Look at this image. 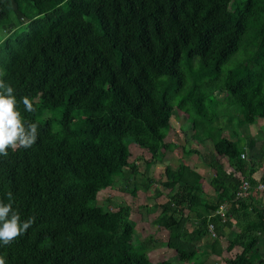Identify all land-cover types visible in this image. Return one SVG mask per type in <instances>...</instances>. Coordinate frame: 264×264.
<instances>
[{"label": "trees", "instance_id": "1", "mask_svg": "<svg viewBox=\"0 0 264 264\" xmlns=\"http://www.w3.org/2000/svg\"><path fill=\"white\" fill-rule=\"evenodd\" d=\"M231 2L0 0V69L17 101L33 104L27 112L19 103L22 116L39 125L31 148L0 156V200L12 192L21 219L35 218L0 245L6 264H151L154 241L136 247L131 207L99 206L98 196L122 179L134 181L135 197L151 188L174 112L188 115L195 140L201 133L213 146L203 163L217 200L206 198L196 168L166 167L169 192L154 223L168 233V249L180 264H264V203L255 194L264 187V137L250 131L264 120V0ZM213 90L234 106L236 124L211 106ZM49 110L61 117L46 119ZM131 145L152 155L142 175ZM244 182L248 197L236 200ZM236 226L225 247V229Z\"/></svg>", "mask_w": 264, "mask_h": 264}, {"label": "rangeland", "instance_id": "2", "mask_svg": "<svg viewBox=\"0 0 264 264\" xmlns=\"http://www.w3.org/2000/svg\"><path fill=\"white\" fill-rule=\"evenodd\" d=\"M241 0H232L231 9L235 8L240 4ZM238 56H235L228 64L225 65L224 70H227L233 64H236ZM210 100L213 101L211 106L217 110H224L225 115L235 116L234 114V106L229 104L227 100L223 98H227L222 95L217 90H213L211 92ZM232 113V115L230 114ZM46 119L56 120L61 117V112L58 110H49L45 112ZM78 116H84L82 114ZM235 124L237 122L238 116L234 117ZM222 123H226V117H222ZM260 123V120H258ZM264 120L261 122L263 123ZM173 132L168 133V142L170 143L169 151L164 155L163 161L158 162L150 172V175L155 180V183L151 186L150 189H145V187L137 188L138 193L137 196H133L131 191L135 188L134 181L128 186V182L125 180L118 181L114 186L108 188L107 190L101 192L98 196L99 203L98 205H103L104 202L109 200V204L111 203L113 207H118L120 205H129L132 209L133 215L131 216L132 222L136 225V236L134 237V241L137 244L136 247L139 249L140 246H143L144 241L146 239H153V243L151 244V250L148 252L149 255V263L157 264L163 261H168L171 264H180L178 263L177 255L174 251H171L167 247V239L168 233L166 231L158 229L155 225L154 220L160 213L159 205L164 203L167 200L166 194H168L169 190L164 188L161 183L165 181V168L170 167L173 169H177L180 166L181 162H185L186 164H191L198 168V170L204 175L205 184H206V192L209 197L213 199L212 201H216L215 195L210 187V179L212 177V173L210 170L204 166V156L207 155L211 150H213V146L210 142H208L204 136L200 133L199 137L201 140H195L193 138L194 132L188 126V115L174 112L172 118ZM264 125V124H263ZM264 127H261L257 124V126L251 127L253 135L256 138H260L263 134ZM232 133H226L224 136L227 138H232ZM130 149L133 153V157L131 159V164L137 163L139 173L142 175L145 173L147 169V162L152 159V155L144 150L138 149L135 145H131ZM198 150L202 153L203 156H198L195 153H189L188 150ZM127 171V169H126ZM141 181V176L137 177ZM135 178L133 177V180ZM261 187V186H260ZM258 193V198L260 201L264 203V189L258 188L256 191ZM188 229L193 230V226L189 223ZM238 231V227L234 228H226V239L223 240L224 246L226 247L228 242L232 241L236 233ZM139 246V247H138ZM237 251V250H236ZM233 254H226L227 258H230ZM193 264H225V260L219 259L217 257H211L209 260H205L203 262H194Z\"/></svg>", "mask_w": 264, "mask_h": 264}, {"label": "clouds", "instance_id": "3", "mask_svg": "<svg viewBox=\"0 0 264 264\" xmlns=\"http://www.w3.org/2000/svg\"><path fill=\"white\" fill-rule=\"evenodd\" d=\"M6 72L0 69V156H7L8 149H29L39 139V125L27 121L18 110L22 103L25 111H35L28 96L17 101L15 89L4 80ZM7 203L0 200V245L8 246L18 236L24 234L35 222L34 217L22 220L19 212L14 209V196L8 192ZM0 264H6L0 255Z\"/></svg>", "mask_w": 264, "mask_h": 264}, {"label": "built area", "instance_id": "4", "mask_svg": "<svg viewBox=\"0 0 264 264\" xmlns=\"http://www.w3.org/2000/svg\"><path fill=\"white\" fill-rule=\"evenodd\" d=\"M244 157V156H243ZM250 184L248 182H244L241 187L239 188V191L236 194V200H241L244 199L246 197H248L249 191H250ZM260 188L264 189L263 186H261ZM225 209H227V206L224 205L221 207V210L218 212V214L222 215L223 217H225L224 211ZM210 231L213 233L214 231V227L211 225L210 226ZM213 235L215 236V234L213 233Z\"/></svg>", "mask_w": 264, "mask_h": 264}, {"label": "crops", "instance_id": "5", "mask_svg": "<svg viewBox=\"0 0 264 264\" xmlns=\"http://www.w3.org/2000/svg\"><path fill=\"white\" fill-rule=\"evenodd\" d=\"M263 120H260V123H259V121L257 122V124L258 125H260L261 127H264V122L263 123H261ZM257 126V125H256ZM263 134L260 136V138L258 137V138H256L255 137V135H253V133H252V131H251V134L253 135V137H255L256 139H257V141H260L261 139H263V137H264V129H263V132H262ZM248 158H250V156H252V154L253 155H256V148L253 150V151H248ZM190 166H192L191 164H189ZM205 166V165H204ZM192 167H194V168H196L197 169V171L198 172H200L199 170H198V168L197 167H195V166H192ZM207 167V166H206ZM207 169H208V167H207ZM209 170V169H208ZM201 173V172H200ZM202 174V173H201ZM203 175V174H202ZM204 176V175H203ZM212 178V177H211ZM211 180V179H210ZM210 185V184H209ZM205 186H206V184H205ZM211 187V186H210ZM205 191H206V187H205ZM206 194H207V199L210 201V202H215V200L214 201H212L213 199H211L210 197H209V195H208V193L206 192ZM213 194H214V192H213ZM255 194H256V192H255ZM215 195V194H214ZM256 195H259L258 193L256 194ZM215 199L217 200V196L215 195ZM226 230V229H225Z\"/></svg>", "mask_w": 264, "mask_h": 264}]
</instances>
